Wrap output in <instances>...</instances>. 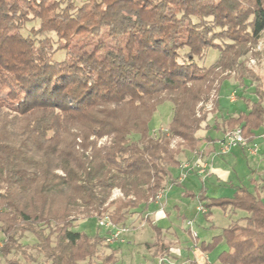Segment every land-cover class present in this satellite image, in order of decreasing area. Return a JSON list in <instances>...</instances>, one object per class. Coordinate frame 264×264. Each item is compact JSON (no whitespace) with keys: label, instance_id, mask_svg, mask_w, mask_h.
<instances>
[{"label":"trees","instance_id":"obj_1","mask_svg":"<svg viewBox=\"0 0 264 264\" xmlns=\"http://www.w3.org/2000/svg\"><path fill=\"white\" fill-rule=\"evenodd\" d=\"M28 24L36 27L24 35ZM263 32L264 0H0V258L31 235L48 264H95L104 237L75 231L78 218L105 214L126 226L128 212L173 184L179 156L198 152L213 130L238 129L252 142L264 124V77L243 60ZM232 75L255 82L256 101L211 126ZM164 103L171 120L151 132ZM197 200L206 219L213 208L243 213L200 243L202 252L224 242L218 264H264V196L236 186L231 197L202 191Z\"/></svg>","mask_w":264,"mask_h":264},{"label":"crops","instance_id":"obj_2","mask_svg":"<svg viewBox=\"0 0 264 264\" xmlns=\"http://www.w3.org/2000/svg\"><path fill=\"white\" fill-rule=\"evenodd\" d=\"M221 94L222 86L218 96L219 105L208 121L211 126H214V123H220L222 119L226 120L236 117L239 113H247L249 105L256 101L254 94V99H244L245 101L242 103L239 102L240 105H234L227 98H222ZM223 103H227L228 107ZM212 132L213 135L212 133L208 135L210 140L203 142L198 152L187 153L179 161L180 164L188 163L189 171H181L180 168H177L172 176L175 182L164 188L165 196L159 202L150 201L148 206L143 209L145 226L138 229L136 224H132L129 233L122 237V242L103 245L104 249L109 252L108 254H113L117 258L118 264L121 262V247L132 245L144 247L147 255L152 258L147 264H184L190 261L197 264H218L216 260H210L208 252H202L199 249L200 243L208 242H199L197 235L198 243L193 240L194 245L188 238L186 222L191 221L194 224L197 215L204 217L203 213L197 212V208L201 206L197 195L203 191L207 198L231 197L234 187L244 186L263 197L264 152L257 150L255 155H250L246 148L234 147L228 152L221 153L220 142L225 136L224 132L220 130ZM261 143L264 144V124L254 131L253 140L250 143L247 142V146L256 145L258 148ZM194 164L199 167H195ZM182 173L184 175L181 177ZM193 196L195 197L193 198ZM188 212L194 213L193 220L186 218L185 215ZM238 213L243 217V213L238 211L224 213L229 217L228 225L234 221V217ZM178 218H180V224H177ZM133 221V217L127 220V222ZM207 221V225L211 227V219H206ZM127 222L126 224H128ZM154 228L159 231V239H157ZM95 234H99V232ZM99 235L105 238L106 231L103 235ZM162 248L166 254L163 257H157ZM188 254L193 258L190 259ZM198 254L201 258L197 256ZM181 259H184V262H181Z\"/></svg>","mask_w":264,"mask_h":264},{"label":"rangeland","instance_id":"obj_3","mask_svg":"<svg viewBox=\"0 0 264 264\" xmlns=\"http://www.w3.org/2000/svg\"><path fill=\"white\" fill-rule=\"evenodd\" d=\"M74 2L77 6H79L83 2H85V0H74ZM33 25H35V24H28L26 26V32L23 34L27 35L28 32L32 31L31 27H33ZM34 27H36V25ZM253 53H254L253 55L249 54L246 57V59L243 60L244 65L246 66L247 69H250L255 75L264 77V32L262 33V38H261L260 42L257 44L256 48L254 49ZM211 54H209L210 55L209 57L207 56L208 57V59L206 58L207 62L203 61V59H202V61L201 60H195V63H196L198 68L194 69L193 72H195V73L201 72L200 70L202 69V67H204L205 65L207 66L210 63V61L213 60L214 54L213 55H211ZM205 55L203 56V58H205ZM255 85H256L255 82H251L248 80H245L244 82H239L232 75V77L228 81H226V82H224V84H222V94H221L222 98H227V100L231 104L240 105V103L245 101L244 99H248V100H250L251 98L254 99V87H255ZM215 98H216V96H215L214 92L212 91L210 94L209 102L204 106L205 110L207 112H209L213 108ZM223 104L224 105L226 104L225 106L228 107L227 103H223ZM211 118H212V114L209 115V119H211ZM170 120H171L170 104L164 103L162 106H160L158 108L156 113L151 118V121L149 123V130L151 132L158 131L159 129L164 130V128L167 127V125L169 124ZM211 133L213 135V132H211ZM90 140H93V138H90ZM107 140L108 139H106V138H102V139L98 140L97 146L98 147L101 146ZM174 143H175V141H174ZM257 150H260V152H264V144L261 143L258 146ZM183 157H184V155L179 156V161ZM248 158H249V156H248ZM183 175H184V173H182L180 176L182 177ZM120 195L121 194L119 193L118 190H113L111 199H115L117 197H120ZM164 196H165V194H164ZM154 201H155V198L152 200V202H154ZM197 212L201 213L199 211H197ZM193 214H194L193 212H188V213H186L185 216L187 219L191 218L193 220V218H194ZM211 214H212V217L211 218L209 217V219H211V223H212L211 227H209L207 225L208 221L206 222V218H204L202 215L196 216L194 224H192L191 221L186 222V227L188 230V238H189V240H191V242H193V240H196L197 241L196 243H198V238H199V242H202V241L209 242L212 237L218 235L223 228L228 226V223L230 222L229 217L227 215H225L221 209L214 208V209H212ZM104 215L105 214H102L98 219L93 218V219L86 220L85 218H82V217L78 218V222H76L77 226L74 228V230L77 232H82V233H86L89 235H94L96 232H99V234L103 235L105 233V230L104 229H98L96 227V222L99 219H101ZM241 215L242 214L238 213L234 217V221L240 219ZM130 217H133L134 221L133 222H127L126 221L128 224L125 223V225L128 228H132V224H136L138 226V229H141V228H143V226H145L146 223H145L144 217H143V210L141 211L139 209V210L129 211L128 215H127V220ZM178 220L179 221L177 222V224H180V222H181L180 218H178ZM188 223H191L192 230L196 233V236L192 235ZM197 235H198V238H197ZM2 240H3V236L0 233V246L2 245ZM34 243H35V239L31 235H26L25 238L20 241L21 251H19V253L13 252L6 259L0 258V264H8V263L14 262V261L20 262V264L21 263L22 264H48L45 262V260L42 257L39 258L38 256H36V253L32 249V246ZM193 244H194V242H193ZM195 247L196 248L198 247L197 244ZM121 249H122L121 258H120L121 262H119V264H147L148 261H150V259H152L151 257H149L147 255V252L145 251L144 247H140V245H132L129 247L123 246V247H121ZM226 250H227L226 244L224 242H220L212 251H210L208 253L210 260L215 261L218 254L220 252L226 251ZM21 252L24 253V256L27 257L29 261L31 258L32 259L35 258L36 259L35 262L31 263V262L22 260V257L20 254ZM108 253L109 252L106 251V249H104V246H102L99 250L98 256L101 259H104L106 256L111 255ZM197 256L200 257V254H198ZM188 257L190 259L193 258V256L190 254H188ZM100 258H99V260H100ZM99 260L97 259V261H96V259H94L95 264H99L100 263ZM112 261H115L116 262L115 264H118L117 258L114 257ZM180 261L184 262V259H181ZM78 264H87V263L85 262V263H78Z\"/></svg>","mask_w":264,"mask_h":264},{"label":"built area","instance_id":"obj_4","mask_svg":"<svg viewBox=\"0 0 264 264\" xmlns=\"http://www.w3.org/2000/svg\"><path fill=\"white\" fill-rule=\"evenodd\" d=\"M234 147L246 148L250 155H255L257 153V146H247V141L241 136L240 131L237 129L231 133H227L223 140L220 142V151L228 152ZM195 167L199 165L194 164ZM180 170L189 171L190 165L188 163H181L179 166ZM164 197V189L160 190L155 196V202H159ZM197 210L201 213H204L205 210L202 206H199ZM189 228L193 236H196V233L192 230L191 223H188ZM96 227L98 229H104L106 235L104 242L107 245L114 243L122 242V237L129 233V228L127 226H116L113 225L107 215H104L101 219L96 222Z\"/></svg>","mask_w":264,"mask_h":264}]
</instances>
